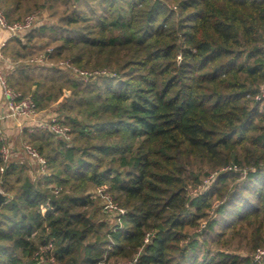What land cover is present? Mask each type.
<instances>
[{"label": "trees", "instance_id": "obj_1", "mask_svg": "<svg viewBox=\"0 0 264 264\" xmlns=\"http://www.w3.org/2000/svg\"><path fill=\"white\" fill-rule=\"evenodd\" d=\"M58 3L50 23L1 47L7 83L38 109L57 102L70 139L23 128L47 160L33 177L3 160L0 131V264H260L264 0H0V10L13 22ZM47 45L48 59L96 72L24 61Z\"/></svg>", "mask_w": 264, "mask_h": 264}, {"label": "built area", "instance_id": "obj_2", "mask_svg": "<svg viewBox=\"0 0 264 264\" xmlns=\"http://www.w3.org/2000/svg\"><path fill=\"white\" fill-rule=\"evenodd\" d=\"M38 23L37 14L35 12L29 13L22 20H17L13 22H9L5 15L0 10V29L6 32V37L1 40V46L6 42V40L10 36H20L21 38L27 31L34 25ZM51 48H47L44 51L40 52L38 56L31 58V61H42L46 59L47 52H49ZM0 57H2L0 51ZM60 64L62 66L70 67L75 73H80L83 78H86L88 75L87 71L79 70L76 66L69 63L66 60H61ZM0 86L2 89L3 96V104L0 106V121L11 118L17 121L19 126L26 120L33 121V124L28 126V130L32 131L33 129H43L49 130L53 132L58 138L63 140L70 139V127L64 123L54 112H48L44 115H41L35 101L30 95L22 96L19 91L14 89L7 83L6 76L0 66ZM254 99L259 100L264 103V83L261 84L257 90V92L253 95ZM22 147L29 159L35 162L38 167L44 171L47 167V160L45 156L40 154L38 149L31 145L28 141L22 142ZM1 154L4 161H7L11 154V146L8 143H4L1 147ZM3 168V167H2ZM55 191H58V187H54ZM0 191L4 192L0 186ZM261 254L264 250L259 248ZM258 253V256H260ZM117 264H121L122 262H116Z\"/></svg>", "mask_w": 264, "mask_h": 264}, {"label": "rangeland", "instance_id": "obj_3", "mask_svg": "<svg viewBox=\"0 0 264 264\" xmlns=\"http://www.w3.org/2000/svg\"><path fill=\"white\" fill-rule=\"evenodd\" d=\"M59 9H61V5L59 3L57 5H55L54 8H52L48 4H46L44 7H40V8L35 9L34 12L37 14L38 23L39 22L50 23V21H52L53 19H49V15L52 14L53 12H55L56 10H59ZM47 48H51V46L47 45V46H45L44 49H47ZM42 50H40V51H42ZM40 51L36 52L30 58H27L24 61L30 62L31 64H36V65L53 64V65L61 66L60 61L62 58L55 60V59H50V58L48 59L46 57V59H44L42 61H39V60L31 61L30 59L38 56ZM9 64H10V60L7 57H5L4 55L2 57H0V66H1L5 75H6V71H7L8 67H9ZM90 72L95 73L96 71H90ZM90 72H87L88 75L90 74ZM99 72L104 73L105 71H99ZM56 108H57V102L53 103L51 106H49L47 108L38 109V110H39L41 115H44L48 112H54L55 113ZM21 130L19 131L18 134H13L10 137L4 136L6 142L11 146L12 154H11L10 158L13 160H18L19 162L26 163L28 165V170L33 175V177H37V176H41V175H43V176L47 175L48 174L47 167L44 171H42L35 162H33L32 160L29 159L28 155L24 151V149L22 147V142L26 141V139L21 137L22 136ZM108 209H110V211L114 210L112 205H109ZM113 212H115V211H113ZM261 249L264 250V248H261ZM258 253H260V252L256 251L254 253L255 258L257 259V261H259L260 264H264V257H263L264 251L262 252V254L261 253L259 254L260 256H258ZM129 263L130 262H128V261H124L121 264H129ZM111 264H117V263L113 262Z\"/></svg>", "mask_w": 264, "mask_h": 264}, {"label": "crops", "instance_id": "obj_4", "mask_svg": "<svg viewBox=\"0 0 264 264\" xmlns=\"http://www.w3.org/2000/svg\"><path fill=\"white\" fill-rule=\"evenodd\" d=\"M5 37H6V32L0 29V43H1V40L4 39ZM0 51H1V48H0ZM2 104H3V96H2V89L0 86V106H2ZM23 123L24 124H22V130H21V126H19L17 121L11 118H6L0 121V131L3 133L4 136L10 137L13 134H18L20 130L23 131V128L28 127L31 124H33V121L26 120Z\"/></svg>", "mask_w": 264, "mask_h": 264}, {"label": "water", "instance_id": "obj_5", "mask_svg": "<svg viewBox=\"0 0 264 264\" xmlns=\"http://www.w3.org/2000/svg\"><path fill=\"white\" fill-rule=\"evenodd\" d=\"M6 197L7 195L4 192L0 191V204L6 199Z\"/></svg>", "mask_w": 264, "mask_h": 264}]
</instances>
